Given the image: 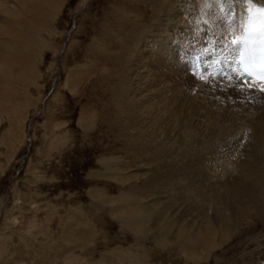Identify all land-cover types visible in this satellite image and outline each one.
<instances>
[{"label": "rangeland", "instance_id": "rangeland-1", "mask_svg": "<svg viewBox=\"0 0 264 264\" xmlns=\"http://www.w3.org/2000/svg\"><path fill=\"white\" fill-rule=\"evenodd\" d=\"M159 2H0V264H264V210L194 190L264 175V95L135 62Z\"/></svg>", "mask_w": 264, "mask_h": 264}, {"label": "bare ground", "instance_id": "bare-ground-1", "mask_svg": "<svg viewBox=\"0 0 264 264\" xmlns=\"http://www.w3.org/2000/svg\"><path fill=\"white\" fill-rule=\"evenodd\" d=\"M1 1H3V0H1ZM5 2H2V4ZM251 2L264 3V0H182L181 2H177V4L178 5H181V4L184 5L183 11L180 9L182 11L180 13V17H178V16L174 17L171 15V12L173 10L172 5H174L175 0H160L159 3L155 4V10L153 12V17H152L153 22L151 23L152 25L150 27L148 26L149 28L147 27V29L144 28L145 30H143V28H142V30L138 29V30L142 31V32L139 31L140 33H139L138 40L142 44L141 48H143V49H140V48L135 49L134 48L135 51L133 49V51L135 52V53L133 52V55H135V58H136L135 62H137V60L141 62L142 57H139V56H141L142 52H140V50H144V52L149 54L148 58L147 57L144 58L145 63H146L145 67L147 69L146 71H148V73H150V71H151V69L149 68L151 66L154 67L155 65H157L161 68L163 66L167 67V65H168L169 68L166 71L167 72L169 71L170 73L173 72L175 74L173 76L178 77V73L181 70V65H183L186 68V71L182 68L183 69L182 71L184 72V77H185L187 83L189 85H191L190 80H192V79L188 78L186 75V72L188 73L189 70L190 71L192 70L188 65V61H190L189 59H191V58H196V61H197L196 63H198L200 65L199 68H201V66H202V68L206 69L202 73L205 74L206 71L209 70L210 75L213 78H215L216 80H219V81L221 80L223 82L225 80L227 83L234 85L235 87H237L240 90H246L248 92H252L253 94L264 95V91H261L262 88H259V86H260L259 83H255L252 88L246 87L247 84L245 81H249V78H246V76H243L242 74H240V69L237 67L238 64L236 62V55H237V49H238V45H239L240 34L242 31L243 22H244V18H245L247 9H248L249 5L251 4ZM6 3H8V2H6ZM0 6H2L1 3H0ZM158 10L163 13V16H161V19L165 18V20H169L168 21L169 22V28L160 29L161 27L159 26L160 20L158 17V12H157ZM143 32H145L144 35H143ZM133 33H135V32H133ZM139 41H138V43H139ZM178 63H179V65H178ZM137 64H139V63H137ZM157 66H155V68ZM141 70H144V69H141ZM161 70L162 69H160V71ZM135 71H137V70H135ZM200 71H201V69H200ZM161 72H163V71H161ZM194 72H196V71H194ZM153 74H151V75H153ZM157 74H158V71H157ZM167 74H165V75L167 76ZM199 74H201V73H199ZM199 74H197L196 77ZM207 75H208V73H207ZM207 75H205V77ZM193 76H194V74H193ZM153 77H154V75H153ZM153 77L152 76L149 77V78H151L150 80L153 81V80L157 79L155 77L153 79ZM143 78L146 79L145 76L144 77L141 76V79H143ZM234 79H236V82H234ZM212 80L213 79H211V81ZM142 81L144 82L145 80H142ZM155 82H156V80H155ZM182 82H184V81H181V83ZM199 83H200V80H199ZM139 87L138 86L135 87V89H134L135 94L141 93L140 92L141 90L139 89ZM143 87H144L143 90H146V86H143ZM199 87H196V88H199ZM255 91H257V92H255ZM164 92H166V91H164ZM143 94H144V92H143ZM243 95H245V94H243ZM139 101H140V99H139ZM151 113H152V111H151ZM157 114H159V112ZM260 141L263 144H261L259 147L257 146V148L255 147L254 148L255 151H261V152L264 151V138L262 137ZM219 167L222 169L218 168L219 170L217 169L215 173L214 172L210 173L212 177L210 176L209 178H206V179L212 180L215 177L220 178L223 175L230 174L231 172L236 171L237 175L236 176L234 175L236 177V181L233 183H230V184L225 182V183L220 185V188H217L215 185H212V189H210L209 187H205V186L203 187L202 186V184H201L202 180H205V178L203 177V175L200 174V176H202L204 178V179H200L197 176L199 178V180L201 181V183H198V185L201 188L196 187L198 189H194L196 192V195H197V190L201 191L199 193V195H197L198 198L209 197V198H211V201H213V198H214V201L216 202V207L217 208L222 207L223 210H225V211L229 210V208H228L229 206H232L235 208L236 205H238L237 207L241 206V208L254 207V208H258V209L262 208L261 210H264V175H262L259 172L258 168H254L250 171H244L240 167L232 166L231 163L228 162L227 160H222L220 162ZM172 175L173 174H171V176ZM206 175H207V173L204 174V176H206ZM176 176H175V178H176ZM170 177H168V178L170 179ZM194 177H196V176H194ZM192 178H193V176L189 177L188 174H185L183 177V179L185 181L186 180L192 181ZM226 178H229V177H226ZM193 180H195V179H193ZM226 181H228V179ZM232 181H234V180L232 179ZM163 184H165V183H163ZM178 184H179V182H178ZM187 185H190V184H187ZM176 186H179V185H176ZM184 186L186 188L189 187L186 185H184ZM192 186H190V187H192ZM243 186H246V189ZM197 196H196V198H197ZM220 205H223V206H220ZM192 206H191V208H193ZM197 206L199 208L200 205H197ZM196 207H195V209H196ZM212 209H214V208H212ZM192 210L193 209H191V211ZM198 210L196 209L195 211L197 212ZM238 210H240V209H238ZM195 211H193V212H195ZM208 212H210V211H208ZM222 212L224 213V211H222ZM230 212H232V211H230ZM210 213H212V210ZM205 214H206V212L204 213V215H202V217L199 216L200 222L202 221L201 222L202 224H200V225L203 226V228H201V229H203V231H201V234H199L200 230H198V228H199L198 227L196 229L195 233H193V235H197L196 239H197L198 243H199V241H198L199 236H201L203 234H209L210 231H212V229H207V228L205 229V226H204V225H206L205 224V222H206ZM207 214H206V217H207ZM218 214L221 215V213L219 211H215L212 214L211 218L214 219L215 221H219V218H222L223 216L221 217ZM238 214H240V213L238 212ZM209 217H210V215H209ZM225 217H226V215L224 214V219H225ZM206 219H207V221H209L210 218L208 219V217H207ZM224 219H222V220H224ZM229 219L230 218H228V220ZM225 220H227V219H225ZM137 222L139 223V221H137ZM219 222L221 225V219ZM206 227H208V226H206ZM211 227H212V225H211ZM186 230H187V228H186Z\"/></svg>", "mask_w": 264, "mask_h": 264}, {"label": "snow or ice", "instance_id": "snow-or-ice-1", "mask_svg": "<svg viewBox=\"0 0 264 264\" xmlns=\"http://www.w3.org/2000/svg\"><path fill=\"white\" fill-rule=\"evenodd\" d=\"M262 31H264V27H262ZM201 78H203V77H201ZM261 91H264V88H262Z\"/></svg>", "mask_w": 264, "mask_h": 264}]
</instances>
